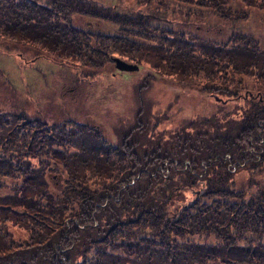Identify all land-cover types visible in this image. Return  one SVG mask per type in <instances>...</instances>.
<instances>
[{"label": "trees", "instance_id": "1", "mask_svg": "<svg viewBox=\"0 0 264 264\" xmlns=\"http://www.w3.org/2000/svg\"><path fill=\"white\" fill-rule=\"evenodd\" d=\"M108 1L0 0V42L81 83L118 57L148 71L138 93L155 76L220 101L161 134L138 111L115 143L93 92L90 123L0 112V264H264V37L231 7L264 0Z\"/></svg>", "mask_w": 264, "mask_h": 264}, {"label": "rangeland", "instance_id": "2", "mask_svg": "<svg viewBox=\"0 0 264 264\" xmlns=\"http://www.w3.org/2000/svg\"><path fill=\"white\" fill-rule=\"evenodd\" d=\"M98 4L106 8L109 1L99 0ZM115 7L120 10L127 8ZM231 7L245 12V17L236 24V30L243 34L264 37L263 11L248 8L240 2L232 4ZM82 21L84 20L78 17L74 23L80 27ZM100 22L101 31H115L116 26L113 23ZM66 66L60 65L53 57L19 45L6 47L0 42V112L12 111L19 114L21 111L36 118L51 120L71 118L75 116L72 113H78L79 119L87 122L86 114L91 111V106L85 105L82 108L79 105V94L83 90L87 93L93 92L100 100L106 98L102 105L97 102L99 108L94 110L97 112L96 124L103 128L101 131L104 136L115 143V131L129 126L138 111L149 113L150 121L159 123L156 134H161L178 128L185 121L207 116L215 107L216 101L208 98L206 94H198L186 87L179 88L177 83L155 76L151 79L150 86L138 93L140 79L148 73L145 69L119 74H115L113 69L101 72V75L97 72L94 73L97 83L89 85L81 83V76L78 77L76 71L73 72L70 66ZM62 73L68 74V80L62 78ZM81 79L87 81V78ZM80 137L79 134L76 139ZM187 197L190 198L189 195Z\"/></svg>", "mask_w": 264, "mask_h": 264}, {"label": "water", "instance_id": "3", "mask_svg": "<svg viewBox=\"0 0 264 264\" xmlns=\"http://www.w3.org/2000/svg\"><path fill=\"white\" fill-rule=\"evenodd\" d=\"M113 62L115 63V68L120 71H134L137 70L136 65L128 64L125 61L119 58H113Z\"/></svg>", "mask_w": 264, "mask_h": 264}]
</instances>
